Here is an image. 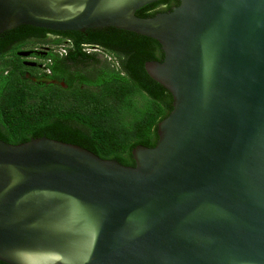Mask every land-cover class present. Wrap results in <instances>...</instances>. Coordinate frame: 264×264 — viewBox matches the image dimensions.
I'll use <instances>...</instances> for the list:
<instances>
[{
    "label": "water",
    "instance_id": "1",
    "mask_svg": "<svg viewBox=\"0 0 264 264\" xmlns=\"http://www.w3.org/2000/svg\"><path fill=\"white\" fill-rule=\"evenodd\" d=\"M156 1L0 0V33L112 27L154 40L161 59L142 69L171 99L130 166L45 137L0 140V262L264 264V0L134 15Z\"/></svg>",
    "mask_w": 264,
    "mask_h": 264
},
{
    "label": "trees",
    "instance_id": "2",
    "mask_svg": "<svg viewBox=\"0 0 264 264\" xmlns=\"http://www.w3.org/2000/svg\"><path fill=\"white\" fill-rule=\"evenodd\" d=\"M168 2L174 0L146 4L134 15L145 18L168 11ZM159 5L165 6L157 10ZM35 29L37 33L42 30L19 25L0 33V56L30 38L44 44L43 32L27 35ZM57 33L66 35H55L50 43L65 39L69 47L63 56L48 54L42 60L49 62L48 78L62 80L63 86L35 81L38 76L27 80L24 67L13 59L6 71L0 70V140L16 144L45 137L77 145L120 165H132L130 149L135 145L153 146L155 125L170 110L167 91L142 69L144 61H160L159 45L150 38L112 27ZM81 45L112 53L118 68L108 71L96 67L98 58L83 52ZM135 92L143 99L137 107L131 106Z\"/></svg>",
    "mask_w": 264,
    "mask_h": 264
},
{
    "label": "flooded vegetation",
    "instance_id": "3",
    "mask_svg": "<svg viewBox=\"0 0 264 264\" xmlns=\"http://www.w3.org/2000/svg\"><path fill=\"white\" fill-rule=\"evenodd\" d=\"M177 3L176 0H174L173 2H168L166 5L169 7V9L172 6H175ZM165 5H159L156 9L157 10H162L164 8ZM160 12V11H158ZM42 30L39 31L43 32L42 35L43 36V41L44 44L42 42H36L33 39H37V38H30L28 40H26V42L14 47L13 49H10L8 51H6L4 54H9V56L11 57V59L16 60L19 64H21L22 67H24L23 69V73L24 76L27 75L28 73L33 74L34 76H38V78L40 77L41 81L39 79L35 80V81H39V82H43V83H56L57 85L60 84L61 86H63V82L62 80H58L56 82H54V80H51L48 78V75L50 74V71L47 68V64L49 63L48 60L46 63L43 62V58L48 55V54H56L54 52V49H52L49 45H51L50 41L57 38V36L55 35H66L64 33H57V32H64V31H51V30H47V29H43L40 28ZM39 33H37L36 29L32 32L29 33L27 35H39ZM40 39V38H39ZM65 39H61V42H64ZM33 45H38V46H33ZM23 51H27L28 54L26 56H21L20 54H17L19 52H23ZM85 53H93L95 57L98 58L99 62L97 63L96 67H102V68H106L108 70L112 69L113 71L116 70V68H118L117 65V60L115 58V56L110 53V52H106L96 46H89L87 45V50L84 51ZM108 53L112 56V58H114V66H112V64H109L108 62L104 61L103 59H100L98 56L99 54H103V53ZM65 53V52H64ZM64 53L62 54H56L58 57L63 56ZM106 59L108 60L109 58L106 57ZM31 62L34 65L33 66H29V65H25L22 62ZM102 61V62H101ZM35 70H37V72H34ZM60 71V70H58ZM109 71V70H108Z\"/></svg>",
    "mask_w": 264,
    "mask_h": 264
},
{
    "label": "rangeland",
    "instance_id": "4",
    "mask_svg": "<svg viewBox=\"0 0 264 264\" xmlns=\"http://www.w3.org/2000/svg\"><path fill=\"white\" fill-rule=\"evenodd\" d=\"M61 44H65L63 42H58L57 44H51L49 45L52 49H54L55 51L59 50V45ZM33 46H38V45H33ZM87 46V45H84ZM58 47V48H57ZM100 59H103L104 61L108 62L109 64H112V66H114V58H112V56L108 53H103V54H99L98 56ZM106 57H108L109 59L107 60ZM11 60V57L9 56V54H3L0 56V70L2 71H6L8 69L7 65L10 63L9 61ZM102 62V61H101ZM34 72H37V70H35ZM27 80L29 81H33L37 76H34L33 74L28 73L27 75L24 76ZM40 81V77L38 78ZM59 86H61L60 84H58ZM134 95H136L135 97H133L132 99V105L131 106H139V104H141L140 102L143 101L142 98L138 97L140 95H137L136 92L134 93ZM137 97V99H136Z\"/></svg>",
    "mask_w": 264,
    "mask_h": 264
},
{
    "label": "built area",
    "instance_id": "5",
    "mask_svg": "<svg viewBox=\"0 0 264 264\" xmlns=\"http://www.w3.org/2000/svg\"><path fill=\"white\" fill-rule=\"evenodd\" d=\"M63 43H65V44H61V45H59V46H60V47H59V50H57V51L54 50V52H55L56 54L59 55V54L64 53V52L66 51V48L69 47V44H68L67 41H65V42H63ZM57 48H58V47H57ZM81 49H82L83 51H86V50H87V46L81 45ZM45 61H46V60H43L44 63H45Z\"/></svg>",
    "mask_w": 264,
    "mask_h": 264
},
{
    "label": "clouds",
    "instance_id": "6",
    "mask_svg": "<svg viewBox=\"0 0 264 264\" xmlns=\"http://www.w3.org/2000/svg\"><path fill=\"white\" fill-rule=\"evenodd\" d=\"M84 52V51H83Z\"/></svg>",
    "mask_w": 264,
    "mask_h": 264
}]
</instances>
